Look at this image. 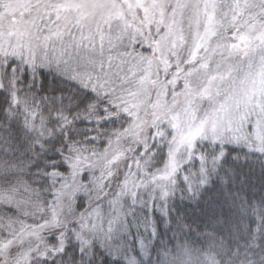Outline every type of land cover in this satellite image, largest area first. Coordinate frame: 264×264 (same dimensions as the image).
Segmentation results:
<instances>
[{"label": "snow or ice", "instance_id": "snow-or-ice-1", "mask_svg": "<svg viewBox=\"0 0 264 264\" xmlns=\"http://www.w3.org/2000/svg\"><path fill=\"white\" fill-rule=\"evenodd\" d=\"M0 264H264V0H0Z\"/></svg>", "mask_w": 264, "mask_h": 264}]
</instances>
